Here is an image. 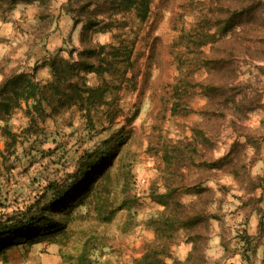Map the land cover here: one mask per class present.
Listing matches in <instances>:
<instances>
[{
  "label": "rangeland",
  "instance_id": "rangeland-1",
  "mask_svg": "<svg viewBox=\"0 0 264 264\" xmlns=\"http://www.w3.org/2000/svg\"><path fill=\"white\" fill-rule=\"evenodd\" d=\"M67 2L34 0L0 14V30L4 27L5 33L0 34V81L16 71H34L36 80L45 83L51 79L46 76L48 59L68 57L72 48H80L83 22L75 23ZM213 3L145 0L117 16L124 27L95 34V41L100 43L113 41L115 33L133 41V45L131 64L124 67L122 84L110 93L108 104L92 111L90 120L74 103L29 130L30 120L24 108H19L7 120L17 134L12 146L11 140L1 134L4 123L0 122V151L5 153L0 156V218L25 213L41 196L49 197V185L69 181L68 175L77 167L81 154L102 146L120 126L130 131V136L120 149L119 161L132 173L128 193L121 189L115 197L116 204L125 197L130 204L122 207L111 222L97 221L87 212L89 207L80 206L75 212L82 219L69 223L68 234L60 236L61 242L48 239L34 245H14L8 248L6 258L0 255V264H69L71 259L66 255L78 254L83 246L88 247L92 264H134L153 237L145 223L162 209L149 196L151 188L164 190L162 147L189 141L193 124L202 119L196 111L207 103L206 96L190 87L186 102L195 111L171 112L172 84L178 76L190 71L193 81L207 76L206 69L196 66L193 60L194 46L187 49L179 43V36L191 30ZM259 34H264L262 23L255 24L250 36L254 46L259 44ZM204 49L209 51L210 44ZM45 57H49L46 63ZM239 64V79L253 84L248 96L255 98V106L243 125L254 135L257 147L233 129L230 115L210 136L207 154L213 160L227 154L235 141L243 145L248 177L240 185L232 174L215 170L205 182L215 192L209 209L218 216L211 220L205 243L207 264H264V237L260 233L261 225L264 229V187L252 189L251 185L258 177L264 181V174H256L254 167L264 145V72L258 69L264 60L242 56ZM87 80L98 82L93 73L87 75ZM134 113L136 116L129 120ZM111 169L116 171L113 176L120 175L115 166ZM191 199L192 195L182 196L185 202ZM250 237L253 240L248 249L246 241ZM172 243L174 255L184 259L191 248L184 233H178Z\"/></svg>",
  "mask_w": 264,
  "mask_h": 264
},
{
  "label": "trees",
  "instance_id": "trees-1",
  "mask_svg": "<svg viewBox=\"0 0 264 264\" xmlns=\"http://www.w3.org/2000/svg\"><path fill=\"white\" fill-rule=\"evenodd\" d=\"M32 1L0 0V14L19 3ZM142 1L145 0H68L67 11L73 14L75 23L83 22L80 48H72L68 57H50L51 79L45 83L36 80L34 71H16L0 81V122L4 123L1 134L11 140L9 146L15 143L17 134L7 120L16 109L24 108L31 123L30 130L40 120L74 103H78L89 120L92 111L109 103L110 93L122 84L124 67L131 64L133 41L113 33V41L100 43L94 36L124 27L117 16ZM259 23L264 26V0H214L209 11L199 17L191 30L179 36L181 45L187 49L194 46L193 60L196 66L206 69L207 76L199 81H193V71L178 76L172 84L171 112L195 111L186 102L190 87H196L197 93L206 96L207 103L196 111L202 119L193 124L189 141L162 147L164 190L151 188L149 192L150 198L162 209L145 223L153 237L134 259V264H207L205 243L211 220L218 216L209 209L215 192L205 182L215 170L232 174L240 185L248 177L241 153L243 145L235 141L227 154L213 160L207 154L210 136L230 115L233 129L244 136L247 143L257 147L254 135L243 125L247 113L255 106V98L248 96L253 86L251 80L239 79V62L242 56L264 60V34H259L256 46L250 37L255 24ZM208 44L210 49L205 51L204 46ZM258 69L264 72V65ZM90 73L97 77V83L88 82ZM135 116L136 113L129 120ZM129 134L130 131L120 126L102 146L81 154L77 167L68 175L69 181L50 184L49 197L41 196L43 201H35L25 213L0 218V255L6 258L8 248L14 245H34L48 239L61 242L60 236L68 234L69 223L82 219L83 216L75 212L80 206L89 207L87 212L97 221L111 222L122 207L130 204L128 197L122 203H115L118 190L127 194L130 189L132 173L119 161L120 149L129 140ZM4 154L0 151V156ZM114 166L120 175L113 176L116 171L111 168ZM263 183L258 177L252 181V189L264 187ZM185 194L192 195L193 199L183 201ZM180 232L191 244L184 259H179L172 251L173 239ZM260 233L264 237L263 225ZM246 242L249 249L251 237ZM66 256L71 259L69 264H92L87 246L76 255Z\"/></svg>",
  "mask_w": 264,
  "mask_h": 264
},
{
  "label": "crops",
  "instance_id": "crops-1",
  "mask_svg": "<svg viewBox=\"0 0 264 264\" xmlns=\"http://www.w3.org/2000/svg\"><path fill=\"white\" fill-rule=\"evenodd\" d=\"M0 22H1V20H0ZM1 24V23H0ZM1 31V33L0 34H2V36H3V34H5L4 33V27L0 30ZM49 57H45L44 58V60H45V63H46V60L48 59ZM35 67V66H34ZM48 68H49V66H47V78H50L51 77V74H50V71H48ZM42 81H45V80H42ZM254 167H255V173L256 174H264V145L261 147V159L260 160H258L256 163H255V165H254ZM253 237H251V240H253L252 239ZM260 247L262 248V244H260Z\"/></svg>",
  "mask_w": 264,
  "mask_h": 264
}]
</instances>
